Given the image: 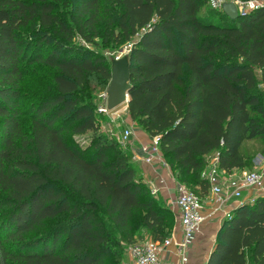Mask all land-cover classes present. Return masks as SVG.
I'll use <instances>...</instances> for the list:
<instances>
[{"label": "trees", "instance_id": "obj_1", "mask_svg": "<svg viewBox=\"0 0 264 264\" xmlns=\"http://www.w3.org/2000/svg\"><path fill=\"white\" fill-rule=\"evenodd\" d=\"M205 6L208 0H0V264H123L124 246L164 241L175 225L133 156L102 132L93 79L107 86L111 61L76 44L77 36L131 44L127 111L159 136L188 190L202 200L210 194L202 173L215 151L226 172L255 169L242 148L264 141V104L252 93L259 81L264 86V4L235 19ZM26 27L34 28L31 39ZM32 62L54 69V85L22 109ZM250 260L264 264V197L224 220L206 264Z\"/></svg>", "mask_w": 264, "mask_h": 264}, {"label": "built area", "instance_id": "obj_2", "mask_svg": "<svg viewBox=\"0 0 264 264\" xmlns=\"http://www.w3.org/2000/svg\"><path fill=\"white\" fill-rule=\"evenodd\" d=\"M227 2H234L238 11L242 13L264 4V0H208L211 7L218 9H223V5ZM100 110L108 111L107 105L101 106ZM131 135L132 129L126 127L121 132L120 139L122 141L129 140ZM153 145L152 149L143 148V151L148 155L146 158L148 162L152 161L153 153L158 151L159 136L153 137ZM214 157L208 158V165L202 176L210 182L211 192L215 195L220 207L225 205L226 199H243L245 192H250V194L245 198L244 203H254L257 198L264 197V171L246 169L238 172H226L219 167V153ZM153 193L155 194L156 191L154 190ZM176 205L179 209L182 227L181 237L175 239V233L172 232L164 241L155 242L149 237L131 245L130 256L133 264H168L165 261L164 253L173 244L177 247L180 261L184 262L192 247L196 231L206 220V216L203 200L188 189L178 196Z\"/></svg>", "mask_w": 264, "mask_h": 264}, {"label": "crops", "instance_id": "obj_3", "mask_svg": "<svg viewBox=\"0 0 264 264\" xmlns=\"http://www.w3.org/2000/svg\"><path fill=\"white\" fill-rule=\"evenodd\" d=\"M124 120L127 127L131 126L132 129V135L125 149L133 156L132 162L137 167L138 174L144 178L152 192L155 190V194H159L174 211L176 219L172 232L175 233V239H179L182 235V227L176 199L183 191L187 190V187L177 180L176 175L163 157L160 148H158L157 152L153 153L152 161H147L146 158L148 155L143 151V148L148 147L152 149L154 147L153 137L142 125L134 120L129 113L125 116ZM211 154L207 156V160L209 157H212ZM215 154L217 155L218 152L215 151ZM254 162V165L257 167L256 161ZM238 171L240 170H233V172ZM249 194L250 192H245L243 199H226L225 205L220 207L219 204H217L218 202L216 201L215 195L210 192V194L203 199L206 220L198 227L192 241V247L188 251L184 262L182 263L180 261L175 244L171 245L165 251V261L168 264H206L215 246L218 231L224 220L234 209L246 201L245 198Z\"/></svg>", "mask_w": 264, "mask_h": 264}, {"label": "rangeland", "instance_id": "obj_4", "mask_svg": "<svg viewBox=\"0 0 264 264\" xmlns=\"http://www.w3.org/2000/svg\"><path fill=\"white\" fill-rule=\"evenodd\" d=\"M211 7L205 6L204 12L207 13V11ZM34 28L26 27L23 29V33L25 34L26 38L31 39V33L33 32ZM106 30L105 22L103 21L101 24L100 31L103 34ZM137 37L134 38L136 40ZM74 42L76 44L85 45L88 47H91L92 49H100L106 54H108L110 61L111 57H117V56H123L130 51V43L124 44L123 46L114 45L110 42H107V44H103L101 41V38L99 40V44H91L86 42L84 39L77 36L74 39ZM48 49H50L48 47ZM29 53H32V49ZM259 72V71H257ZM53 75H54V69L46 64H42L39 62H32L27 63L26 66V73H25V80H24V97L20 101V106L22 109H26L29 105L32 104L33 101H36L40 96L47 93L48 91L53 89L54 81H53ZM104 81L100 78L93 79V84L95 86V101L97 104V115L98 118L101 121V130L103 133L108 134L111 139L117 141L119 143V146L122 148H126L127 142L122 141L120 139L121 132L127 127L125 123V116L128 114L127 110H124V106H120L113 111H101L100 107L103 105H107V87L108 85H103ZM252 93L255 95H258L262 103L264 104V86L259 81L257 84V87L252 90ZM124 110V111H123ZM115 117V118H114ZM116 119V120H114ZM116 121V122H115ZM118 122V124H117ZM24 123L25 125H29V115L27 114L24 117ZM131 128V126H129ZM126 150V149H125ZM242 153L245 157L249 158L250 160L256 161L257 167L255 166V169L264 171V141L263 139H252L248 140L244 143V146L242 148ZM212 158H215L216 156L215 152L214 154H211ZM259 157V158H258ZM211 159V158H210ZM259 159V160H258ZM261 159V161H260ZM62 218L58 219L60 221ZM108 220L106 219V222ZM139 229H141V226H136ZM144 234V238L148 235L145 231H142ZM114 250L117 249L116 244L113 246ZM130 248L131 245L124 246L123 250V264H133L132 258L130 256ZM250 264H252L250 260Z\"/></svg>", "mask_w": 264, "mask_h": 264}, {"label": "water", "instance_id": "obj_5", "mask_svg": "<svg viewBox=\"0 0 264 264\" xmlns=\"http://www.w3.org/2000/svg\"><path fill=\"white\" fill-rule=\"evenodd\" d=\"M223 10L231 17L238 18L242 12L234 2H227L223 5ZM112 77L107 87V110L125 105L128 110L131 97V59L130 53L123 56L111 57Z\"/></svg>", "mask_w": 264, "mask_h": 264}, {"label": "bare ground", "instance_id": "obj_6", "mask_svg": "<svg viewBox=\"0 0 264 264\" xmlns=\"http://www.w3.org/2000/svg\"><path fill=\"white\" fill-rule=\"evenodd\" d=\"M122 106H123V105H122ZM124 110H127V109H126V104H125V106H124ZM124 110H123V111H124Z\"/></svg>", "mask_w": 264, "mask_h": 264}]
</instances>
